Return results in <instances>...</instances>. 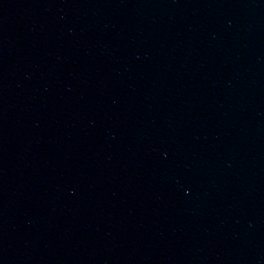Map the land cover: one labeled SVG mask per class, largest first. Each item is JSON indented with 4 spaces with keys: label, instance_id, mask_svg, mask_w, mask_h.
<instances>
[{
    "label": "water",
    "instance_id": "1",
    "mask_svg": "<svg viewBox=\"0 0 264 264\" xmlns=\"http://www.w3.org/2000/svg\"><path fill=\"white\" fill-rule=\"evenodd\" d=\"M0 264H264V0H0Z\"/></svg>",
    "mask_w": 264,
    "mask_h": 264
}]
</instances>
